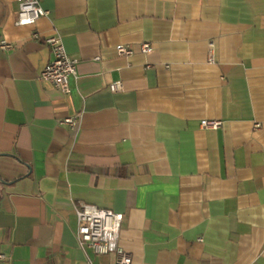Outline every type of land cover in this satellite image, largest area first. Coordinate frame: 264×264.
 <instances>
[{
	"label": "crops",
	"instance_id": "0c3cea01",
	"mask_svg": "<svg viewBox=\"0 0 264 264\" xmlns=\"http://www.w3.org/2000/svg\"><path fill=\"white\" fill-rule=\"evenodd\" d=\"M41 1L32 26L0 0V264H116L80 246L81 203L123 213L131 264H264V0Z\"/></svg>",
	"mask_w": 264,
	"mask_h": 264
},
{
	"label": "built area",
	"instance_id": "2783aa9c",
	"mask_svg": "<svg viewBox=\"0 0 264 264\" xmlns=\"http://www.w3.org/2000/svg\"><path fill=\"white\" fill-rule=\"evenodd\" d=\"M48 14L43 7L41 0H19V11L16 19L18 25L35 26L38 20ZM37 31L33 37L40 38ZM46 44L50 46L54 54L51 60L43 69L41 77L51 81L59 90L69 93L71 90V76L77 73L79 60L71 57L66 49L62 37L58 34H51L45 38ZM0 48L10 50L14 48V43L7 39L0 41ZM151 45L143 44V50L149 51ZM120 55H131L133 49L121 44L117 47ZM123 88L122 81H114L110 84L112 91H119ZM64 122L75 125L77 119L67 117ZM222 124L221 120H203L204 127L218 128ZM78 218L77 237L80 246L85 249L91 248L97 254H116V264H131L132 255L120 245V233L124 215L109 208H103L95 204L81 203L76 206ZM1 260H6L7 255L0 254Z\"/></svg>",
	"mask_w": 264,
	"mask_h": 264
}]
</instances>
